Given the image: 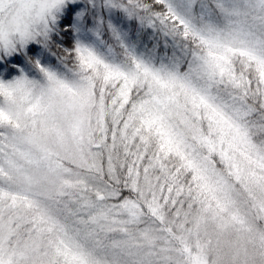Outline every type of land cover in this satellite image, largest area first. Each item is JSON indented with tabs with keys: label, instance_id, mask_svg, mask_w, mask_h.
Here are the masks:
<instances>
[{
	"label": "snow or ice",
	"instance_id": "snow-or-ice-1",
	"mask_svg": "<svg viewBox=\"0 0 264 264\" xmlns=\"http://www.w3.org/2000/svg\"><path fill=\"white\" fill-rule=\"evenodd\" d=\"M0 264H264V0H0Z\"/></svg>",
	"mask_w": 264,
	"mask_h": 264
}]
</instances>
